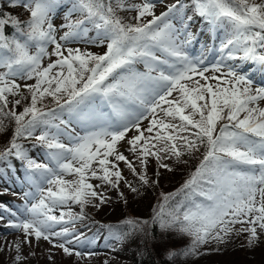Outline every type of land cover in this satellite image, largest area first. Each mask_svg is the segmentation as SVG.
Returning a JSON list of instances; mask_svg holds the SVG:
<instances>
[{
  "label": "snow or ice",
  "instance_id": "snow-or-ice-1",
  "mask_svg": "<svg viewBox=\"0 0 264 264\" xmlns=\"http://www.w3.org/2000/svg\"><path fill=\"white\" fill-rule=\"evenodd\" d=\"M158 2L115 0L114 8L113 0H9L30 18L21 22L8 13L0 15V130L3 117L16 122L0 161L13 156L21 161L34 189L25 193L22 209L0 206V211L17 217L9 226L22 231L26 240L42 238L68 255H82L73 247L80 241L74 225L85 218L84 208L94 199L106 202L96 190L101 185L89 181L118 188L124 177L115 161L136 171L117 148L133 130L128 150L139 154L145 172L149 156L171 171L164 160L180 161L206 147L197 169L176 194H182V200L155 218L161 229L179 226L193 237L185 255L195 254L200 245L224 241L236 224L248 225L240 231L250 234V245L259 240L257 229L264 234V86L253 88L249 71L264 74V2L177 0L157 15ZM65 4L60 28L66 31L57 39L53 21ZM189 8L210 32L225 31L220 58L211 68L203 66V58L188 54L196 39L189 30ZM117 9L136 11L137 23H124ZM73 14L79 18L73 20ZM146 16L151 19L144 22ZM6 25L13 27L12 35L5 34ZM77 42L106 45L107 51L101 55L70 46ZM49 46H54L51 52ZM46 57L50 62L45 66ZM140 64L145 71L137 70ZM209 72L212 75H206ZM28 80L35 81L24 84L29 106L19 114L14 108L6 111L10 96L21 97L14 106L26 99L18 81ZM46 98L55 106H45ZM144 120L149 123L142 128ZM21 138H33L46 150L49 163L31 158L18 142ZM65 175L76 179L66 180ZM139 179L149 182L146 175ZM175 199L165 196L164 207ZM73 203L80 206L79 213L70 210ZM56 239L61 242L56 244ZM16 248L19 251L18 244Z\"/></svg>",
  "mask_w": 264,
  "mask_h": 264
},
{
  "label": "rangeland",
  "instance_id": "rangeland-1",
  "mask_svg": "<svg viewBox=\"0 0 264 264\" xmlns=\"http://www.w3.org/2000/svg\"><path fill=\"white\" fill-rule=\"evenodd\" d=\"M128 1L130 3L144 2V0ZM176 2L177 0H159L155 8L156 14L159 15L161 12L166 11V5ZM183 2L189 3L190 0H183ZM67 8L68 5L65 4V6L58 10V14L53 21V23L58 28L57 39H59V36L63 34V31H66V29H61L60 26L65 23L64 14L67 11ZM125 11L130 14H137L136 11ZM187 15L193 16V19L189 24V30L196 37V39L193 40L192 44L187 48L188 54L192 58H203V66L211 68L212 64L220 58L221 54L219 52V46L220 42L225 38V31L220 30L216 32H210L209 26L204 21V19L197 15H194L190 8L188 9ZM73 17L74 14L72 16V19ZM150 19L151 17L147 16L143 18L144 22ZM89 35L95 36V32H90ZM70 46L74 48L79 47L81 51L86 50L94 54L101 55L107 51L106 45L97 46L95 44H85L83 42H77ZM53 48L54 46H49L48 51L51 52ZM55 59V56L51 57V60ZM48 62L50 61L46 57L44 61L45 66ZM232 63L236 62L233 61ZM137 70L143 72L145 71V68L142 64H140L137 65ZM0 71H4V69H0ZM249 71L251 78L254 81L253 88L257 86H264V74H261L259 71L252 72L251 69H249ZM206 75H212V73L209 72L206 73ZM195 78L199 79V77ZM18 82L21 84L24 96H26L25 92L27 90L26 88H24V84L35 83L34 80ZM211 82L215 83V81ZM260 106L264 107V101L260 102ZM105 111H107V109H105ZM162 115L163 114L161 113V116ZM148 123V120H144L142 122V128L147 126ZM75 128L76 132L84 134V130L79 126H75ZM38 134L39 132H37V135ZM133 135L134 130L127 134V137L124 141H120L118 143L117 148L119 152L123 153L128 158V160L132 162L133 167L136 169V172L137 170H140L141 172L145 173V170H142V168L145 167L141 165L140 159H138L139 154H133L128 150L129 145L127 144V138ZM18 142L24 146L31 158L35 159L39 163H49L46 150L42 147L37 146V142L33 138H27L25 141L20 140ZM65 142H67V140H65ZM109 159L114 161V157H109ZM152 159H154L156 164L154 166H149L148 171L155 170L156 168L170 174L178 173V161L170 162V159L164 160L165 163H167L172 169L171 171H168L167 169L156 167V165L160 166L158 164L159 162H157L155 157L152 156L148 157V163L146 167L150 165ZM115 163L118 165V168L122 172V175L124 177V180H121L120 184L132 185V169H130L124 161H115ZM139 166L142 168H139ZM0 170H3L5 173L3 175H0V206L10 208L13 211L22 209L25 203V193L34 190L31 185L27 183L25 168L22 166V162L14 156L10 157L7 161H0ZM64 178L66 180L76 179L74 175H65ZM89 182L92 183L93 186L101 185V187L97 188L96 190L104 194V196L106 197V202H108V204L110 198L115 197L116 188H112L108 185H102V182L96 179H91ZM95 204H99L98 198L94 199L93 204H89L84 208L85 218L83 220L77 221L74 225L76 234L80 236V241L78 243L74 242L73 247L75 248V250H78L82 253L80 257H77L74 253L72 255H68L61 248L53 247L52 243L45 241L42 238L37 241L34 236H30L26 240L25 235L22 231L9 226L11 222H15L17 220V217L10 216L8 213L0 211V217H3L0 218V264H104V261L108 257L115 255L119 256L121 260H123L124 256L116 253L115 249V245L119 242L120 239L116 238L118 237V235L112 228H109L108 230L103 229V224H100L101 221L96 218L93 212ZM108 204H99V207H101L102 205L107 206ZM69 207L70 210L74 213H79L81 211L78 204L73 203L70 204ZM68 210L69 208L64 209V211ZM232 227L233 231L228 234L224 241L216 242V244H221L224 252L229 255L227 257H233L230 259H235L234 257L236 255L239 256L235 249V247H239L238 249L243 252V255L246 256L248 260L250 259L248 264H264V234H260V230L257 229L259 240L255 244L250 245L248 242L250 234L240 231L242 227H248V225L236 224ZM60 242L61 241L59 239L55 240L56 244H59ZM211 243L214 242L205 244V247H207ZM17 244L19 245V251H17L16 248ZM83 253H92V255L84 256ZM17 255L21 257L20 260L16 259ZM216 255L219 256L218 254H213L210 256ZM210 256L208 257V259L210 258ZM240 257L242 256L240 255ZM208 259H205L203 264H206ZM202 261L200 260L199 262Z\"/></svg>",
  "mask_w": 264,
  "mask_h": 264
},
{
  "label": "trees",
  "instance_id": "trees-1",
  "mask_svg": "<svg viewBox=\"0 0 264 264\" xmlns=\"http://www.w3.org/2000/svg\"><path fill=\"white\" fill-rule=\"evenodd\" d=\"M255 2L261 3L264 0H255ZM114 3L115 0H113V7L115 8ZM127 3L130 2L127 0ZM4 13L17 17L21 22H25L30 18L29 12L21 7L10 6L9 0H0V15ZM117 15L124 23H137L134 19L137 15L135 13L130 14L125 10L117 9ZM77 18H79V14H74L73 20ZM13 32L14 29L11 25L5 26L6 35H12ZM25 95L26 99H22L21 104L15 106L14 100L21 99V97L10 96L6 111L14 108L18 114L22 112L23 108L30 104V93L27 90ZM43 104L48 108L55 106L51 98H46ZM196 118L198 119L199 117L197 116ZM2 119L4 128L0 130V153L10 147V141L16 128V122L12 117H3ZM26 139L21 138L18 141H25ZM205 152L206 147L201 146L199 151L191 155L185 154L182 156L177 165L181 171L178 168L177 174H170L156 168L148 171L149 166L156 164L154 159H152L150 165L146 167L145 173L140 170L133 172L131 178L133 184L131 187L120 184L116 188L115 197L110 198L109 204L108 202L103 204H108L107 206L102 205L101 207L95 206L93 208L96 218L104 226L103 229L112 228L120 237L115 249L116 253L124 256L123 260L116 255L108 257L104 264H203L204 260L213 254H218L219 256H210L206 264H248L250 259L248 260L243 255V252L238 249L239 247H235L239 256L236 255L235 259H230L233 257H227L229 255L224 252L221 244H216V242L209 244L207 247H205V244L200 245L195 254L185 255V252L191 248L193 237L179 231V226L161 229L159 221L155 219L158 212L164 211L167 213L177 200H182V194H176L180 192L185 182L195 172ZM171 161L177 160L172 158L170 159ZM156 167L160 166L156 165ZM139 168L142 167L139 166ZM143 169L145 170V168ZM140 175H146L149 182L144 184L140 181ZM131 188H136L137 190L133 192ZM165 196L176 197L175 200L170 202L169 207H164ZM128 221L133 223L130 224ZM141 228L143 229L142 231L140 230ZM200 260L203 261L199 262Z\"/></svg>",
  "mask_w": 264,
  "mask_h": 264
}]
</instances>
